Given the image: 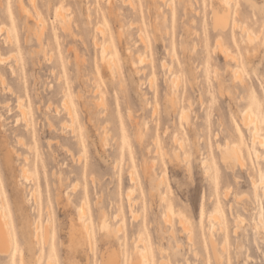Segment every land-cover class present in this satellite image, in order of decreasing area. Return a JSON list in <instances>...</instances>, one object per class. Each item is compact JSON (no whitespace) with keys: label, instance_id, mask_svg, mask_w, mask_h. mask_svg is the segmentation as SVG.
Instances as JSON below:
<instances>
[{"label":"rangeland","instance_id":"obj_1","mask_svg":"<svg viewBox=\"0 0 264 264\" xmlns=\"http://www.w3.org/2000/svg\"><path fill=\"white\" fill-rule=\"evenodd\" d=\"M219 1L0 0V13L14 19L9 27L23 44L20 51L6 44L0 48L7 81L0 82V114L6 117L0 138H8L0 160L7 150L14 155L9 166L1 167V198L7 201L16 243L15 258L0 253V264H21L23 253L22 264H102L104 251L129 264L136 256L131 238L126 248L114 238L106 242L111 228L100 218L104 208L109 225L116 223L112 215L118 207L125 215L120 237L147 222L153 264H264V146L253 142L242 121L250 108L264 138V46L259 44L264 0H227V12ZM58 9L68 20L62 11L57 16ZM36 13L52 36L43 47L35 36L41 25ZM217 15L226 19L217 23ZM61 22L70 29L64 31ZM248 31L259 38L254 40L258 45L246 41ZM220 42L231 58L219 50ZM102 43L118 62L114 70L101 58ZM2 57L10 58L3 62ZM10 64L17 75L10 74ZM173 76L176 85L170 82ZM19 94L28 107V126L17 110ZM66 101L72 117L70 106L63 107ZM19 135L31 147L19 145ZM227 144L240 146L243 168L221 161L220 148ZM152 161L156 173L150 170ZM22 165H27L26 175ZM162 174L166 199L161 203L150 192ZM127 194L133 195L132 205ZM85 195L93 246L80 245L70 233V218L78 219ZM216 212H224L220 220L214 219ZM51 218L55 248L43 241L31 245L34 220L45 226ZM165 256L169 260L159 262Z\"/></svg>","mask_w":264,"mask_h":264},{"label":"bare ground","instance_id":"obj_2","mask_svg":"<svg viewBox=\"0 0 264 264\" xmlns=\"http://www.w3.org/2000/svg\"><path fill=\"white\" fill-rule=\"evenodd\" d=\"M125 1V0H124ZM34 2V1H33ZM220 2V6H221V8H222V11L223 12H227V9L225 8V4H227V0H220L219 1ZM127 3H130L129 1H127ZM132 3V2H131ZM130 3V4H131ZM125 4V3H124ZM35 5V4H34ZM23 7H22V10L24 11L25 10V8H24V6H26V5H22ZM26 9H29V8H27V6H26ZM37 10V9H36ZM61 10V9H60ZM26 11V10H25ZM58 12H59V9L57 10ZM62 11V13L64 14H62L61 13V15H62V18L64 19H67L66 17V15H65V12H63V10H61ZM60 11V12H61ZM4 12V11H3ZM27 12V11H26ZM28 12H30V11H28ZM38 12V11H37ZM57 12V16L58 17H61V15H60V12L58 13ZM4 14V13H3ZM38 14V15H37ZM40 13H36V16H37V18H39V20L41 21V25H40V27L35 31V36L37 37V40H38V43H39V45H40V47H43L44 45H45V41H46V39H48V40H50L51 39V35H50V33L49 32H47L46 31V23L43 21V17L41 16V15H39ZM60 15V16H59ZM3 15L0 13V39H2V42L3 43H0V48H2V45L4 44H6V45H9L13 50H17V51H20L21 50V46L23 45V44H21V42L18 40V39H16V38H14V36H13V34H12V31H11V27H9V24H13L14 25V19L9 15V16H6V14H4V16L2 17ZM66 16V17H65ZM4 18H7V19H9V22H7ZM57 18V17H56ZM59 19V18H58ZM63 19H62V21H63ZM64 19V20H65ZM224 19H226V16L225 15H217V23H220V21H224ZM68 20V19H67ZM66 20V21H67ZM59 21H60V19H59ZM65 22V21H64ZM68 22L69 21H67L66 23L68 24ZM60 25L62 26V28H63V30L64 31H67V30H69L70 29V26L69 25H65V23H64V25H62V22L60 23ZM98 27H100V26H98ZM101 29H103L102 28V25H101V27H100ZM98 30H99V28H98ZM97 31V30H96ZM100 31V30H99ZM103 31V30H102ZM68 32H71V31H68ZM104 32H105V30H104ZM73 33V32H72ZM105 34V33H104ZM103 34V35H104ZM46 35V38H44V36ZM101 35V34H100ZM259 36V35H258ZM143 38V37H142ZM260 38V39H259ZM259 40H260V46L262 45V46H264V35L263 36H259ZM255 39H257V37H256V34H252L251 32H247V34H246V41H248V42H252L253 43V41L255 40ZM257 39V40H258ZM144 41V40H143ZM256 41V40H255ZM255 41H254V44H257L258 45V43H255ZM247 42V43H248ZM97 43V47L99 46V44H98V41H97V39H96V41H95V44ZM144 43V42H143ZM251 44V43H250ZM219 45V50L222 52V53H224L226 56H230V58H231V56L232 55H230L229 54V52H228V50H227V47L225 48L224 47V44L223 43H219L218 44ZM252 45V44H251ZM257 45H255L256 47H257ZM101 46V45H100ZM254 46V45H253ZM255 46H254V48L253 49H255ZM25 47V46H24ZM24 47H23V49H24ZM99 48V47H98ZM101 49H102V56L103 57H101L102 58V60H104L105 59V61H106V65L108 66V68L109 69H111V70H114V64H117V63H115L116 61H115V57H114V54H110V53H107V50L109 49V47H108V45H106V44H104V43H102V47H101ZM230 53H231V51H230ZM14 54V53H13ZM14 55H16V53L14 54ZM139 56L141 57V59L140 60H142L143 58H144V60H146V58L144 57V55H143V58H142V56L139 54ZM0 57H1V55H0ZM10 57H12V55L10 56ZM10 57H7L6 59L5 58H3L2 57V59H3V62H5L4 60H6L7 61V59L8 58H10ZM16 57V56H15ZM113 57H114V59H113ZM139 57V58H140ZM236 57V56H235ZM12 59V58H11ZM17 59V64H19L18 62V58H16ZM143 60V61H144ZM232 60V59H231ZM235 60V59H234ZM0 61L2 62V60H1V58H0ZM10 61H12V60H10ZM115 61V62H114ZM143 61H141V63L143 64V63H145V62H143ZM147 61V60H146ZM50 62V61H49ZM104 62V61H103ZM140 62H139V64H141ZM4 65V64H3ZM167 66L166 65V62H164L163 63V66ZM11 66V67H10ZM116 66H118V64L116 65ZM115 66V67H116ZM164 66V67H165ZM9 71H10V74H12V75H17V69L15 68V66H13L12 64H10L9 65ZM141 69L139 68V71H140ZM146 70V69H145ZM145 70H143L144 72H145ZM233 70H234V72H235V75H236V77H238V75H240L241 74V71H240V74H238L239 73V69H237V68H233ZM141 73H142V71H140ZM241 76V75H240ZM239 76V77H240ZM175 76H173L172 78H171V80H170V82L172 83V85H176L177 84V79L176 78H174ZM6 79V70L3 68V67H0V82H2V84L3 83H5V82H7V81H4ZM3 85H5V84H3ZM8 88H10L9 90H11L12 88L11 87H8ZM3 89H5L4 88V86H3ZM5 91V90H4ZM7 92V91H6ZM4 93V92H3ZM11 93H12V91H11ZM14 94H15V92H14ZM13 96H15V95H13ZM68 98V97H67ZM102 98V97H101ZM65 99H66V97H65ZM68 100V99H67ZM99 100V99H98ZM25 101V99L22 97V96H20V94L17 96V110L21 113V116H22V120L25 122V123H27V126H28V124H31V122H30V119H29V116H28V107L26 106V102H24ZM101 102L103 101V98H102V100H100ZM100 101H99V103H100ZM169 101L172 103V104H174L175 103V98L173 97V96H170L169 97ZM64 102H65V100H64ZM9 102L7 101V103L6 104H8ZM66 103H67V101H66ZM65 103V104H66ZM68 103H70L69 101H68ZM67 103V104H68ZM98 103V102H97ZM103 103V102H102ZM1 104V103H0ZM5 104V103H4ZM62 104H63V102H62ZM256 104V108H260L261 107V105L259 104V103H255ZM2 105V104H1ZM9 105V104H8ZM99 105V104H98ZM97 105V106H98ZM64 106H70V108H67V107H65V108H67V110L68 109H72V107H71V105H64L63 104V107ZM57 110H58V108H57ZM66 110V111H67ZM69 110V113L68 114H70V116L72 117L73 116V110H71L70 111ZM65 111V112H66ZM189 112L188 111H185L184 112V118L188 121V118H189ZM6 118V117H5ZM5 118L3 117V115L2 114H0V126H2V124L4 123V120H5ZM72 120H73V118H71ZM9 121H11V120H9ZM8 121V122H9ZM73 121H75V119L73 120ZM242 121H243V126H245L246 127V125L251 129L250 130V132H251V134H252V139H253V142L254 143H259L261 146H264V138L260 135V132H261V126H260V123H259V120L257 119V117H256V115L254 114V112L250 109V108H247L243 113H242ZM241 121V122H242ZM72 123H74V122H72ZM63 124H65L66 125V121L63 123ZM50 125L53 127L54 125L52 124V123H50ZM64 125V126H65ZM67 127L69 126V127H72L71 125H69L68 124V122H67V125H66ZM68 127V128H69ZM248 127H246V128H248ZM19 132L20 133H23V130L20 128L19 129ZM107 133V132H106ZM104 139H106V138H104ZM16 140H17V143L19 144V145H22L23 147H31L28 143H27V141L25 140V138L23 137V136H17L16 137ZM177 140V139H176ZM52 141H57V142H59L58 141V139L57 140H52ZM52 141H50L49 143H51ZM103 141V138H102V140H101V142ZM106 141V140H105ZM104 141V142H105ZM179 142V145H182V141L181 140H179L178 141ZM7 143H8V138L4 135L3 136V139H1L0 138V149L2 150L3 148H7ZM53 143V142H52ZM103 144H106V143H103ZM105 146V145H104ZM108 145H106V147H107ZM63 147H66V146H63ZM181 147H183V146H181ZM65 149H68V148H65ZM221 149V152H220V154H221V161H223L224 162V164H226V165H228V166H231V168L233 167V165H238V163L241 165V167L243 168V166H242V164H244V163H246L245 162V157H244V154H243V152H242V149L240 148V146L239 145H236V144H227V145H225L224 147H221L220 148ZM178 151H176L175 152V155L178 157L180 154H178L177 153ZM68 153H72L71 152V150L69 151L68 150ZM17 154H19V152H17ZM14 157V155L10 152V150H7L6 152H5V157L3 158V160L1 159L0 160V172H1V167L2 168H5L6 167V165L7 166H9L10 165V162H11V159ZM18 157H19V155H18ZM22 157V156H21ZM255 157L256 158H259L260 157V153L259 152H257V151H255ZM24 161H25V163H28L30 160H29V158H28V156L27 155H25L24 157ZM185 158H187V156H185ZM184 158V159H185ZM180 159H181V157H180ZM179 159V160H180ZM181 161V160H180ZM155 165H156V162H155ZM154 165V162L152 161V164L150 165V170L151 171H153V172H155V166ZM246 165V164H245ZM22 169H23V171H24V169H27V165H22ZM190 168V167H189ZM26 172V170L23 172V173H25ZM156 173V172H155ZM23 175V174H22ZM25 175H26V173H25ZM132 175V174H131ZM27 176H28V174H27ZM135 177V176H134ZM133 178V177H132ZM3 177H2V172H1V174H0V253L2 254V255H11V258H15V250H16V243H15V236H14V234H13V231H12V229H11V226H10V224H9V218H8V215H7V201L5 202V200H3L2 198H1V196H3V192L1 191V187L2 186H4V185H2V183H3ZM27 179H28V177H27ZM131 179V178H130ZM135 180V179H134ZM93 181V180H92ZM133 181V180H132ZM253 181V180H252ZM254 181H256V180H254ZM252 182V184L253 183H255V182ZM264 181V180H263ZM257 182V181H256ZM164 183H165V174H162V175H159L158 176V180H157V182L155 183V185H154V187H153V191L152 192H150V193H152V195H153V192H155L156 193V195H158V196H160L159 198H160V202L162 203V198H163V200H164V198H165V195L161 192V188H162V186L164 185ZM256 184V183H255ZM258 184H260V182L258 183ZM258 185L256 184L255 186H254V188H256ZM152 190V189H151ZM256 191H255V193L256 192H258L257 191V188L255 189ZM129 192H130V190H129ZM134 192V191H133ZM5 194V193H4ZM257 194V193H256ZM255 194V195H256ZM34 195V194H33ZM130 196V194H127V196ZM133 195H134V193H133ZM133 195H131L130 197H129V199H131V200H129L130 201V203L132 202V196ZM86 197L85 198H83V201H81V205L78 207L79 209V211H77V213H78V219H75L74 218V216H72L71 218H70V233L72 234L71 235V237H72V239H73V237L75 238V241L76 242H78V243H80V245H84V244H86V245H91V246H93V244H94V241H93V236H92V231H91V229H90V223H91V219L90 218H87L86 217V214L85 213H87V212H84V210H85V208H86V206L84 207V203H85V201L84 200H86L87 201V199H88V197H89V195H85ZM227 196V195H226ZM225 196V197H226ZM158 198V199H159ZM166 199V198H165ZM134 201V200H133ZM138 201V200H137ZM159 202V203H160ZM136 203V202H135ZM134 202H133V206H134V204H135ZM130 205V204H129ZM131 205H132V203H131ZM169 206V205H168ZM135 207V206H134ZM169 207H171V206H169ZM67 208V207H66ZM152 208V207H151ZM35 210H37L38 212H39V216H40V209H39V206H38V208L36 209L35 208ZM63 210H64V208H63ZM86 210H87V208H86ZM121 210H120V208L118 207V210H116L115 211V213L112 215L111 213H110V215H112V217L115 219V221H116V223H114V224H111V225H109V222L107 221V219L108 218H106V217H108L109 215H108V213H107V211H106V209H104V208H102L101 209V215H100V218H101V220H102V225L105 227V226H110V230H109V233L106 235V238H105V240H106V242H111V239H117L116 241H118L119 242V245H121V247L123 246V248H126L127 246L126 245H128V239L129 238H131V242L133 243V253H135V258L134 259H132V260H130L129 261V264H153L154 263V261H155V259L151 256V254H149V251H151L152 250V244L149 242V239L145 236V234H146V229H147V222L145 221V220H143L142 221V223L139 225V227H138V229L136 230V231H133V232H131L130 234H128V235H124L123 237H120L119 235V232L121 233L122 232V228L124 227V224H125V215L124 214H122L121 212H120ZM130 211H132V214L134 215H137V216H140V215H138L139 213L138 212H136L135 213V211H133V209H131ZM68 212V211H67ZM168 212V211H167ZM138 213V214H137ZM168 214H169V212H168ZM130 215H131V212H130ZM132 215V216H133ZM212 215H213V217H214V219L215 218H218L219 220L222 218V216L224 215V212H216V213H212ZM38 216V217H39ZM136 216V217H137ZM168 216V215H167ZM136 220H137V218H141V216L140 217H135V216H133ZM165 217V216H164ZM211 216H209V218H210ZM166 219L165 220H167V217H165ZM180 218V217H179ZM169 219H171L172 220V217H170V214H169V217H168V220ZM181 219V218H180ZM212 219V218H211ZM240 219H242V218H240ZM261 219V218H260ZM76 220H79V222H76ZM169 221L170 222V224L171 225H173V220L172 221ZM183 220H185V219H183ZM243 220V219H242ZM41 221V220H40ZM53 220H52V218L51 219H49L48 220V222H47V224L45 225V226H42V222L40 223L39 222V219H38V221L35 219L34 220V223H33V225H34V232H33V239L32 240H30L29 241V243L32 245V243L34 242V240L36 241V243L38 244H40V245H42V241L44 242V245H46V246H50V248L51 249H53V248H55V244L51 241V235H50V231H49V225L50 224H52L53 222H52ZM180 222H183V224H184V222L185 221H182V220H179ZM261 221H263L262 219H261ZM168 222V223H169ZM172 222V223H171ZM260 222V221H259ZM78 223H79V225H78ZM167 223V224H168ZM188 223V222H187ZM222 223V222H221ZM238 223V222H237ZM261 223H263V222H261ZM149 224V223H148ZM167 224H166V226H167ZM183 224H181V225H183ZM149 226V225H148ZM151 226V225H150ZM188 226V225H187ZM78 227V228H77ZM183 227H184V225H183ZM221 228H222V226H220ZM170 228V227H169ZM168 228V229H169ZM188 228V227H187ZM186 228V229H187ZM189 228H190V226H189ZM172 229H174V226L172 227ZM182 229H184V228H182ZM264 229V228H263ZM108 230V229H107ZM124 230V229H123ZM237 230V229H236ZM235 230V231H236ZM239 230V229H238ZM106 231V230H105ZM175 231H173V230H171L170 231V233L171 234H175L174 233ZM112 237H111V236ZM77 236V237H76ZM188 239H189V237H188ZM190 239H192V235L190 236ZM189 239V240H190ZM178 243V242H177ZM180 244V243H179ZM179 244H177V245H179ZM210 244H211V246H212V249H213V251L215 252V258L217 257V259L219 258L218 257V253H217V249H216V246H217V243H216V241H215V239H213V237H211L210 238ZM180 245H182V244H180ZM223 247V246H222ZM179 248V247H178ZM158 249H160L159 247H158ZM162 251V250H161ZM23 252V251H22ZM24 254V253H23ZM23 254H22V257H21V259H20V262H21V264L22 263H24V256H23ZM162 254V253H161ZM113 255V256H112ZM165 255V254H164ZM196 255V254H195ZM162 256H163V254H162ZM118 255L116 254V253H114L113 252V254H107V252H103L102 253V264H120V262H119V259H118ZM251 259V258H250ZM169 259H168V257H161V259L159 260V262H161V263H165L166 261H168ZM50 262H51V260H49ZM49 262V263H50ZM52 263H53V261H52Z\"/></svg>","mask_w":264,"mask_h":264}]
</instances>
